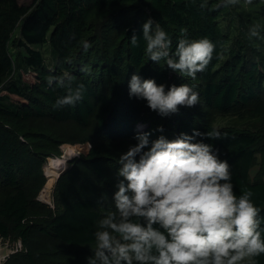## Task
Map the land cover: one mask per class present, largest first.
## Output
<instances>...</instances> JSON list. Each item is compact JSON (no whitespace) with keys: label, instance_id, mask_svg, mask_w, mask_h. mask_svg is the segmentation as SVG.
Returning <instances> with one entry per match:
<instances>
[{"label":"trees","instance_id":"trees-1","mask_svg":"<svg viewBox=\"0 0 264 264\" xmlns=\"http://www.w3.org/2000/svg\"><path fill=\"white\" fill-rule=\"evenodd\" d=\"M201 2L34 0L25 6L18 0H0V237L15 235L27 249L14 264H38L30 249L38 232L70 248L94 250L99 220L115 210V147L134 143L139 123L148 124L146 131L163 125L169 139L193 129L220 131V139L205 142L228 161L237 194L251 189L264 216V165L256 180L251 179L258 154L264 164V62L245 42L237 43L240 50L223 60L229 37L219 18L227 7L209 0L201 8ZM149 17L169 34L173 51L182 35L209 38L216 49L207 68L192 79L173 72L164 60H149L141 28ZM133 33L139 38L137 46L130 43ZM84 40L91 45L87 50ZM45 46L53 57L51 65L39 50ZM13 49L24 51L19 52L17 68ZM63 71L74 76V87L83 84L85 92L74 106L58 108L55 101L66 89L55 83L49 87L47 77ZM134 73L158 84L187 83L199 93V103L161 117L143 100L129 98L128 80ZM229 114L258 118L261 124L255 131L213 125L214 118ZM159 135L153 131L151 139ZM77 141L90 143V152L61 175L56 210H51L36 200L47 184L46 159L59 154L60 146ZM255 260L264 264V254Z\"/></svg>","mask_w":264,"mask_h":264},{"label":"clouds","instance_id":"clouds-1","mask_svg":"<svg viewBox=\"0 0 264 264\" xmlns=\"http://www.w3.org/2000/svg\"><path fill=\"white\" fill-rule=\"evenodd\" d=\"M235 2L220 0L217 6ZM208 3L202 0L200 7ZM141 28L149 60H164L173 72L195 79L213 59L216 45L207 37L182 35L173 51L172 39L159 22L149 17ZM252 37H261L259 24L250 27ZM138 41L133 33L130 43L137 46ZM81 43L85 50L91 46L87 40ZM74 79L68 71L47 77L49 87L55 83L66 89L56 107L83 100L84 85L74 87ZM128 95L161 117L177 113L180 106L194 107L200 99L187 83L158 84L138 73L128 80ZM153 131L161 135L151 139ZM153 131H137L135 142L119 157L111 197L115 210L99 220L87 264H257L255 258L264 254V216L251 189L237 194L228 161L205 142L220 139L222 133L193 129L169 139L163 125Z\"/></svg>","mask_w":264,"mask_h":264},{"label":"rangeland","instance_id":"rangeland-1","mask_svg":"<svg viewBox=\"0 0 264 264\" xmlns=\"http://www.w3.org/2000/svg\"><path fill=\"white\" fill-rule=\"evenodd\" d=\"M21 5L29 6L34 0H18ZM264 0H251V3L248 0H236L234 4L227 6V9L221 13L219 18V24L223 31L229 37V41L226 45V54H223V60H226L228 55L231 54L233 50H240L237 43H247V47L251 49L254 46L256 51L257 60L259 62H264ZM259 24L261 37H252L249 38V29L251 26ZM244 40H247L244 41ZM41 50L44 53L47 65L53 63V57L51 56L50 49L48 46L41 47ZM20 51L17 49L12 50V56L14 58L16 68L19 66ZM261 120L258 118H253L251 116H238V115H223L217 116L214 118L213 125L217 128H232L236 130H245V131H255L259 128ZM143 125L141 129L138 126ZM148 124L139 123L134 130L137 131H146ZM68 129V128H66ZM117 154L121 155L127 147H115ZM91 149L90 143H66L58 148L59 154L50 156L46 159V164L44 167L45 176L46 166L48 165L50 159H59L66 158L67 166L66 170L74 163L76 160H81L83 157H87ZM263 159L260 154H258L256 163L251 171V179L256 180L260 172L263 171ZM117 181V179H116ZM264 181V177H263ZM48 183V178H47ZM57 182L54 187L51 189L48 195H45V185L44 189L37 196L36 200L41 205H45L51 210H56V194L55 189ZM0 264H14L16 256L27 255V249L23 246L20 239L15 235L5 239L0 238ZM30 249L36 257L38 264H87L86 257L92 255V250L89 248H70L64 244H61L53 239L47 238L44 234L40 232L36 233L34 239L31 242ZM76 251V253L71 252ZM71 253V254H70ZM244 264H248L247 261Z\"/></svg>","mask_w":264,"mask_h":264},{"label":"bare ground","instance_id":"bare-ground-1","mask_svg":"<svg viewBox=\"0 0 264 264\" xmlns=\"http://www.w3.org/2000/svg\"><path fill=\"white\" fill-rule=\"evenodd\" d=\"M67 166L66 158H59V159H50L48 165L46 166V174L48 178L47 187L45 188V195H48L51 189L56 184V181L61 172L65 170ZM68 167V166H67Z\"/></svg>","mask_w":264,"mask_h":264},{"label":"water","instance_id":"water-1","mask_svg":"<svg viewBox=\"0 0 264 264\" xmlns=\"http://www.w3.org/2000/svg\"><path fill=\"white\" fill-rule=\"evenodd\" d=\"M65 171H66V168H65V170H64L63 172L60 173V175H59V177H58V179H57L56 182H58V180L60 179L61 175H62Z\"/></svg>","mask_w":264,"mask_h":264},{"label":"built area","instance_id":"built-area-1","mask_svg":"<svg viewBox=\"0 0 264 264\" xmlns=\"http://www.w3.org/2000/svg\"><path fill=\"white\" fill-rule=\"evenodd\" d=\"M1 238V237H0ZM1 241V240H0Z\"/></svg>","mask_w":264,"mask_h":264}]
</instances>
